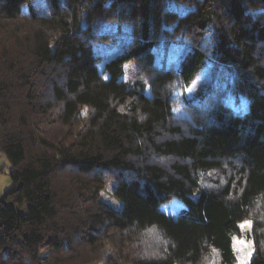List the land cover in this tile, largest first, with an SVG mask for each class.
Here are the masks:
<instances>
[{
    "label": "trees",
    "instance_id": "16d2710c",
    "mask_svg": "<svg viewBox=\"0 0 264 264\" xmlns=\"http://www.w3.org/2000/svg\"><path fill=\"white\" fill-rule=\"evenodd\" d=\"M46 1L48 13L0 0V153L14 182L0 196V264H71L77 246L106 244V264H202L212 251L238 264L237 238L248 264H264V0H175L185 12L169 0ZM107 21L127 23L130 42L101 73ZM177 40L190 51L160 66L155 47ZM208 62L247 109L209 87L178 117L174 89ZM111 179L120 209L100 199ZM174 200L177 217L163 210Z\"/></svg>",
    "mask_w": 264,
    "mask_h": 264
},
{
    "label": "rangeland",
    "instance_id": "374dc122",
    "mask_svg": "<svg viewBox=\"0 0 264 264\" xmlns=\"http://www.w3.org/2000/svg\"><path fill=\"white\" fill-rule=\"evenodd\" d=\"M169 2L179 8L181 12H185V5L183 3H176L175 0H169ZM34 5L36 10L39 12L48 13L49 11L46 0H34ZM25 10L27 11V9ZM100 32L109 34L108 41H100L95 45L96 52L101 60L99 69L101 73H104L105 64L111 59L118 57L125 51L130 42V37L127 23H121L119 21L104 22L100 28ZM190 49L191 46L188 40H177L168 44L161 43L154 49L156 54V62L160 66H173L177 68L186 57ZM104 76L105 78L108 77L107 75ZM123 78L131 84L135 83L139 79L138 66L136 63L131 62L125 65V74ZM209 87L224 97L226 102L235 110L245 111L247 109V99L244 97L237 99V94L232 89L229 80L225 78V74L220 79L218 74L214 72L212 62H208L191 85L177 86L174 89V109L176 115L178 117L184 116L187 102L190 99L196 98L199 92ZM11 169L12 164L9 159L3 153H0V196L7 191H10L14 187V182L10 175ZM115 186L116 181L111 179L107 183L105 189L101 192L100 199L112 207L120 209L122 207V203L114 193ZM163 210L172 213L175 217L184 213V208L177 205L175 200L163 205ZM248 222H250V224ZM243 224L246 227L241 229L245 233H249L252 230V222L250 220H246L243 222ZM236 244L237 243H234V247L238 264H248V261L245 262L241 259V255L244 256L247 250L240 246V248L243 249V253L238 252ZM111 246L112 245L110 244H106L101 249H92L91 247L82 249L83 246H77V248L74 250V252L78 251L75 254V259H71L69 263L106 264L107 258L114 255L113 248ZM202 264H220L215 251H212L209 255H207Z\"/></svg>",
    "mask_w": 264,
    "mask_h": 264
},
{
    "label": "clouds",
    "instance_id": "9594fccd",
    "mask_svg": "<svg viewBox=\"0 0 264 264\" xmlns=\"http://www.w3.org/2000/svg\"><path fill=\"white\" fill-rule=\"evenodd\" d=\"M239 226L241 228H245L246 227L243 223H241ZM241 244H243V241H237L236 247H240ZM244 247L250 249L251 248V245L248 244V245H245ZM251 254H252L251 251L245 252L244 256L242 257V260L245 261V262H247L248 259H249V257L251 256Z\"/></svg>",
    "mask_w": 264,
    "mask_h": 264
},
{
    "label": "snow or ice",
    "instance_id": "6c2138e0",
    "mask_svg": "<svg viewBox=\"0 0 264 264\" xmlns=\"http://www.w3.org/2000/svg\"><path fill=\"white\" fill-rule=\"evenodd\" d=\"M248 223L250 224V222H248ZM237 241H243V239L242 238H237ZM237 249H238V252L243 253V249L242 248L237 247ZM242 257H243V255H241V259H242Z\"/></svg>",
    "mask_w": 264,
    "mask_h": 264
}]
</instances>
